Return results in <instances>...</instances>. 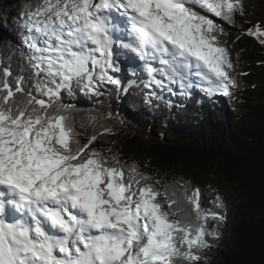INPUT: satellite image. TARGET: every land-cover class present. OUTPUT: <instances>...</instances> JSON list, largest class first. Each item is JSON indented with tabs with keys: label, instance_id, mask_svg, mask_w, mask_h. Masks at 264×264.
<instances>
[{
	"label": "snow or ice",
	"instance_id": "6c2138e0",
	"mask_svg": "<svg viewBox=\"0 0 264 264\" xmlns=\"http://www.w3.org/2000/svg\"><path fill=\"white\" fill-rule=\"evenodd\" d=\"M243 7L242 0H37L27 6L31 73L10 82V67L0 66V264H200L206 237L219 238L208 221L219 225L226 215L202 208L198 188H185V208L136 165L126 174L115 156L91 147L96 135L80 144L68 115L72 106L61 101L77 88L97 93L108 83L120 89L113 75L121 71L117 47L143 61L145 88L164 87L155 74L184 88L195 70L207 95H230L233 65L220 38L224 23H234ZM114 13L126 21L127 41L114 35L122 31ZM248 34L259 38L264 30L256 26ZM215 204L225 207L219 195Z\"/></svg>",
	"mask_w": 264,
	"mask_h": 264
},
{
	"label": "trees",
	"instance_id": "16d2710c",
	"mask_svg": "<svg viewBox=\"0 0 264 264\" xmlns=\"http://www.w3.org/2000/svg\"><path fill=\"white\" fill-rule=\"evenodd\" d=\"M36 3L0 0V66L10 67V82L31 73L24 21L27 6ZM242 3L243 14L224 23L220 38L230 53V78L242 84L231 87L230 95L209 96L201 90L205 85L145 88L147 75L125 70L116 77L120 89L108 83L97 93L77 88L61 101L72 106L68 115L80 144L96 135L91 147L115 156L126 174L136 165L151 178L148 183L161 193L175 192L185 208V188H198L202 208L226 215L222 224L208 221L219 238L206 237L200 264H264V36L248 34L256 26L264 30V0ZM217 195L224 208L216 207Z\"/></svg>",
	"mask_w": 264,
	"mask_h": 264
},
{
	"label": "rangeland",
	"instance_id": "374dc122",
	"mask_svg": "<svg viewBox=\"0 0 264 264\" xmlns=\"http://www.w3.org/2000/svg\"><path fill=\"white\" fill-rule=\"evenodd\" d=\"M117 50H118V52L116 51V60H117L119 66H120V68H121V71H122L123 65L125 66V63L122 64V60H123L124 58H126V57H124V56L126 55V52H125L124 49L119 48V47H117ZM121 71H120V72H121ZM120 72H118V73H113V75L116 76V75H118ZM128 72H129V71H128ZM130 73H133V72L131 71ZM133 75H134V74H133ZM232 75H233L234 77H236V75H240V73H237V74H236V73H233ZM195 81H196V79H185V80H183L182 83L185 85V87L182 88V89H183V90L190 89ZM198 83H199V84H204V83L202 82L201 78L198 80ZM171 84H174V83H171ZM189 84H190L191 86H189ZM164 85H166V89H169V88H172V87H173V85H167V84H165V83H164ZM180 85H181V82H180ZM235 87H237V88L240 89V88L242 87L241 81H239L238 84H237ZM161 198H163V195H161L158 199L161 200Z\"/></svg>",
	"mask_w": 264,
	"mask_h": 264
},
{
	"label": "bare ground",
	"instance_id": "6f19581e",
	"mask_svg": "<svg viewBox=\"0 0 264 264\" xmlns=\"http://www.w3.org/2000/svg\"><path fill=\"white\" fill-rule=\"evenodd\" d=\"M242 16V15H241ZM118 52V50H116ZM163 111V110H162ZM145 114V113H144Z\"/></svg>",
	"mask_w": 264,
	"mask_h": 264
}]
</instances>
